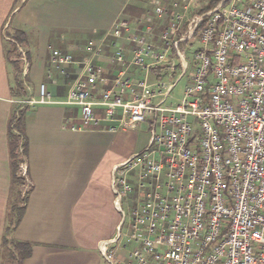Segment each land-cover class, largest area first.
I'll list each match as a JSON object with an SVG mask.
<instances>
[{
  "label": "built area",
  "instance_id": "obj_1",
  "mask_svg": "<svg viewBox=\"0 0 264 264\" xmlns=\"http://www.w3.org/2000/svg\"><path fill=\"white\" fill-rule=\"evenodd\" d=\"M206 3H157L156 22L119 19L109 33L123 68L103 95L92 93L105 81L92 43L69 84L63 102L79 106L82 127L99 121L94 106L123 130L150 121L146 146L112 168L120 221L98 246L110 264H264V0H218L199 11ZM188 50L192 75L167 103L190 66ZM50 62L65 74L74 57L53 48ZM131 66L144 76H128ZM52 101L41 83L36 99L17 102Z\"/></svg>",
  "mask_w": 264,
  "mask_h": 264
},
{
  "label": "crops",
  "instance_id": "obj_2",
  "mask_svg": "<svg viewBox=\"0 0 264 264\" xmlns=\"http://www.w3.org/2000/svg\"><path fill=\"white\" fill-rule=\"evenodd\" d=\"M169 1L164 6L171 9L175 0ZM145 3L147 0H0V261L6 236L31 243V254L22 264L108 262L98 246L115 234L120 221L110 185L112 168L146 146L150 121L123 130L117 126V117L110 119L104 108L94 106L99 121L82 127L79 106L63 101L83 61L89 59V43L100 49L90 60L105 78L104 82L97 80L92 93L103 95L123 68L112 59L119 41L109 31L122 18L132 25L138 17L156 22L155 13ZM162 28L160 24L157 30ZM14 29L24 33L20 73L12 63L16 59L9 57V44L13 46L9 34ZM53 48L74 57L65 74L51 65ZM17 73L24 89L18 95L13 91ZM126 73L135 79L144 76L134 66ZM155 76L156 69H150L148 78ZM41 83L52 102H17L36 99ZM15 108L22 110L27 142L28 187L23 191L14 181L9 154V120ZM20 194L26 195L25 203L19 204ZM13 204L23 206L17 222Z\"/></svg>",
  "mask_w": 264,
  "mask_h": 264
},
{
  "label": "trees",
  "instance_id": "obj_3",
  "mask_svg": "<svg viewBox=\"0 0 264 264\" xmlns=\"http://www.w3.org/2000/svg\"><path fill=\"white\" fill-rule=\"evenodd\" d=\"M218 0H207V3L204 8L200 9L199 11L207 10L214 6ZM23 31L20 29H14L11 34H9V37L11 40H13V46L12 49L9 50V53H13L16 50L15 43H19L23 37ZM12 63L15 65L16 70L18 73H20V68L18 67L17 60H12ZM156 68H152V71H154ZM157 71V69H156ZM18 73L15 77L14 87L13 91L15 94H21V92H24L22 81L18 79ZM21 104H17V106H20ZM9 154L11 158V169L12 174L15 182H18V184H21V180L19 177H17L16 173L19 167V164L23 161V159L26 157L27 153V142L26 137L24 134L23 126H22V110H18L15 108L11 114L10 120H9ZM21 203H25L26 195L21 197L19 201ZM13 211H15L16 219L15 222L18 221L23 206H17L16 204L12 205ZM10 230V227L7 228V231ZM31 243L25 242V241H19L15 240L13 238H7L6 236L3 237L2 241V254H1V261L0 264H22L24 259L28 257L31 254Z\"/></svg>",
  "mask_w": 264,
  "mask_h": 264
},
{
  "label": "rangeland",
  "instance_id": "obj_4",
  "mask_svg": "<svg viewBox=\"0 0 264 264\" xmlns=\"http://www.w3.org/2000/svg\"><path fill=\"white\" fill-rule=\"evenodd\" d=\"M154 1L147 0V3L144 4L148 8V10H151L153 12H154L155 6L157 5V3H154ZM158 1H159L158 3L161 4V5H167V4H170L171 3L169 0H167V1L158 0ZM168 1H169V3H165V2H168ZM200 1L203 2V1H207V0H200ZM21 41L19 43H15L16 50L13 53H10V55H9L10 58L16 59L18 63H19V58L20 57L21 58L23 57L22 56V52L20 51ZM9 45H10V48H12V45L11 44H9ZM187 60L189 61L190 66H189L188 69H186V71L184 72V74L182 75V77L180 78V80L176 83V85L172 89V91H171L172 98H169L167 100V103H170V102L177 103L179 101V99L182 96V92H183L184 86H185L188 78L192 75L193 66H194V59H193V55H192V50H188L187 51ZM19 66L20 65H18V67ZM138 133H140V132H138ZM141 135H142V132L140 133V136ZM20 165H22V166L25 165L24 159L19 164V167H18V170H17V173H16L17 177H19L20 180H21V182H22L20 184V187H21V191H23V190H25V185L28 184V180H27V177L25 175L24 176L23 175L21 176V173H20ZM127 179H128V182L129 183L133 184V180L131 179V175H128ZM21 197H23V196H21ZM21 201L22 200L19 201V204H21ZM123 208L126 209L124 203H123ZM104 264H110V263L109 262H106V263L104 262Z\"/></svg>",
  "mask_w": 264,
  "mask_h": 264
}]
</instances>
